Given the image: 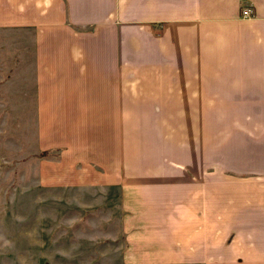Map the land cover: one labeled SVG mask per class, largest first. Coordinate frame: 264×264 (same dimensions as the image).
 Masks as SVG:
<instances>
[{
	"label": "crops",
	"instance_id": "1",
	"mask_svg": "<svg viewBox=\"0 0 264 264\" xmlns=\"http://www.w3.org/2000/svg\"><path fill=\"white\" fill-rule=\"evenodd\" d=\"M1 2L11 29L33 33L25 65L44 91L39 104L80 107L72 121L113 120L114 106L264 107V0ZM233 115L247 128L219 116L230 122L226 135L186 149V174L195 160L207 172L187 181L195 188L184 226L167 237L186 249V264H264V127ZM247 146L251 162L242 166L237 154Z\"/></svg>",
	"mask_w": 264,
	"mask_h": 264
},
{
	"label": "rangeland",
	"instance_id": "2",
	"mask_svg": "<svg viewBox=\"0 0 264 264\" xmlns=\"http://www.w3.org/2000/svg\"><path fill=\"white\" fill-rule=\"evenodd\" d=\"M1 7L0 264H186L167 237L184 226L187 181L207 173L195 160L186 174V149L225 136L219 116L245 128L233 114L249 118L259 132L264 107L114 106L113 120L72 121L80 107L39 104L44 91L25 65L33 33L11 29ZM239 155L251 162L249 146Z\"/></svg>",
	"mask_w": 264,
	"mask_h": 264
},
{
	"label": "built area",
	"instance_id": "3",
	"mask_svg": "<svg viewBox=\"0 0 264 264\" xmlns=\"http://www.w3.org/2000/svg\"><path fill=\"white\" fill-rule=\"evenodd\" d=\"M249 14H250V11H249L248 9L243 10V11L241 12V15H242L243 17H247Z\"/></svg>",
	"mask_w": 264,
	"mask_h": 264
}]
</instances>
